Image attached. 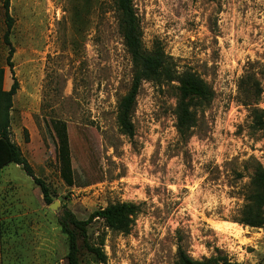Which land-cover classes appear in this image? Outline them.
I'll use <instances>...</instances> for the list:
<instances>
[{
    "label": "rangeland",
    "instance_id": "rangeland-1",
    "mask_svg": "<svg viewBox=\"0 0 264 264\" xmlns=\"http://www.w3.org/2000/svg\"><path fill=\"white\" fill-rule=\"evenodd\" d=\"M132 1L145 48L161 47L178 74L195 72L214 92L187 139L176 130L177 81L145 82L134 137L119 130L132 63L113 0H11L9 43L0 0L3 90L14 78L19 86L10 138L53 199L44 201L21 166L0 172L2 264H68L66 212L89 220V241L105 254L83 264H175L180 245L196 260L219 250L232 262L264 264V228L236 221L253 166L264 167V130L239 88L251 75L264 90V0ZM256 107L264 109V92ZM122 203L138 208L129 234L90 220Z\"/></svg>",
    "mask_w": 264,
    "mask_h": 264
},
{
    "label": "trees",
    "instance_id": "trees-1",
    "mask_svg": "<svg viewBox=\"0 0 264 264\" xmlns=\"http://www.w3.org/2000/svg\"><path fill=\"white\" fill-rule=\"evenodd\" d=\"M11 0H5V19L8 21V31L5 40L9 43V31L12 20L9 14ZM119 15V30L123 38L132 63V82L128 93L121 98L117 107V124L121 133L128 138L135 135L133 114L137 106V98L142 85L150 82L158 86L177 81V102L175 107L176 130L181 139L191 136L197 126V114L199 109L208 107L213 100L214 92L209 85L195 72L186 71L178 74L173 63L169 60L161 47L147 50L143 43L141 23L134 8L132 0H113ZM10 61V60H9ZM10 65L11 62H10ZM4 70L0 69V172L9 165L21 166L24 172L32 177L34 183L40 188L44 201L52 203L51 192L46 183L37 178L23 157L19 147L10 138V112L13 107V97L19 86L14 78L10 90H3ZM246 104L252 107L254 126L264 130V109L256 107L264 90L261 82L251 75H246L239 86ZM60 125V124H59ZM60 133V128L55 126ZM64 147L66 137L64 131L60 133ZM64 164V177L67 181L71 177L68 152L62 155ZM69 182V181H68ZM71 183V182H69ZM137 206L129 203L111 205L105 209L94 212L90 220L102 219L107 226L115 232L129 234L133 217L137 214ZM239 224L250 228H264V167L256 162L253 166V175L250 182V190L246 201L236 220ZM89 220H78L72 213L66 212L61 217V229L68 240V264H83L90 256L92 263H101L106 260L105 254L89 241ZM3 222L0 209V264L1 262V238L3 234ZM87 257V258H86ZM86 258V259H85ZM175 264H243L232 262L219 250L210 258L196 260L180 245L178 247Z\"/></svg>",
    "mask_w": 264,
    "mask_h": 264
},
{
    "label": "water",
    "instance_id": "water-1",
    "mask_svg": "<svg viewBox=\"0 0 264 264\" xmlns=\"http://www.w3.org/2000/svg\"><path fill=\"white\" fill-rule=\"evenodd\" d=\"M50 207H51L52 209H56L55 203H53L52 205H50Z\"/></svg>",
    "mask_w": 264,
    "mask_h": 264
}]
</instances>
